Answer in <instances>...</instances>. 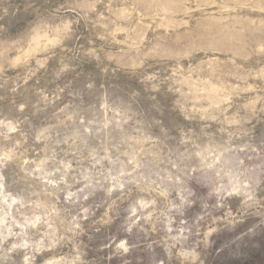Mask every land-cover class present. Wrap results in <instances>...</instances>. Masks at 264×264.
Returning a JSON list of instances; mask_svg holds the SVG:
<instances>
[{"label": "rangeland", "instance_id": "1", "mask_svg": "<svg viewBox=\"0 0 264 264\" xmlns=\"http://www.w3.org/2000/svg\"><path fill=\"white\" fill-rule=\"evenodd\" d=\"M0 264H264V0H0Z\"/></svg>", "mask_w": 264, "mask_h": 264}, {"label": "bare ground", "instance_id": "2", "mask_svg": "<svg viewBox=\"0 0 264 264\" xmlns=\"http://www.w3.org/2000/svg\"><path fill=\"white\" fill-rule=\"evenodd\" d=\"M123 13V12H122ZM163 14V13H162ZM212 90V89H211Z\"/></svg>", "mask_w": 264, "mask_h": 264}]
</instances>
